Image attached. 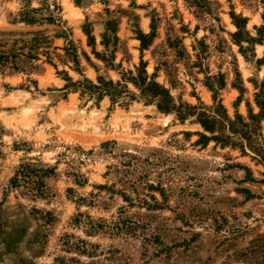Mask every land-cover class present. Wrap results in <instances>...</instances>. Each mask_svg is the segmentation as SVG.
Returning a JSON list of instances; mask_svg holds the SVG:
<instances>
[{
	"label": "rangeland",
	"instance_id": "obj_1",
	"mask_svg": "<svg viewBox=\"0 0 264 264\" xmlns=\"http://www.w3.org/2000/svg\"><path fill=\"white\" fill-rule=\"evenodd\" d=\"M140 60L175 107L246 118L264 0H0V264H264V167L147 101Z\"/></svg>",
	"mask_w": 264,
	"mask_h": 264
},
{
	"label": "trees",
	"instance_id": "obj_2",
	"mask_svg": "<svg viewBox=\"0 0 264 264\" xmlns=\"http://www.w3.org/2000/svg\"><path fill=\"white\" fill-rule=\"evenodd\" d=\"M236 28L239 29L237 24ZM234 35H237V31L234 32ZM142 68L143 65L140 60V69L135 76L130 77V80L134 85L139 87L140 93L145 96L147 101L154 102L157 109L176 111L177 116L181 119L195 111V119L202 129V132H195V135L198 137L197 143L205 145L207 141L212 140L220 145H231L238 148L243 154L249 153L250 157L256 159L264 167V133L261 132L262 126L260 125V121L264 116V80L258 87V92L255 95L258 111L256 113L249 111L246 118L241 117L237 113L230 118L226 115L224 108L219 102L214 106L208 107L200 106L196 108L186 105L175 107L167 89L161 87L151 79L146 80L145 75L141 76V73L144 74ZM104 90L107 93L114 94L116 89L114 86L107 85ZM204 132H207L209 135L204 134ZM48 172H50L49 169L32 168L28 164L20 165L19 169L10 178V184L11 186H18L20 184L26 190H35L37 195H41L43 186L41 176ZM91 224L92 229L102 228V224ZM134 227H137V225H129L124 223L123 220H120V224L115 226L117 230L125 232ZM82 243L81 240H78L77 243H74V248L78 252L83 253L85 250Z\"/></svg>",
	"mask_w": 264,
	"mask_h": 264
}]
</instances>
